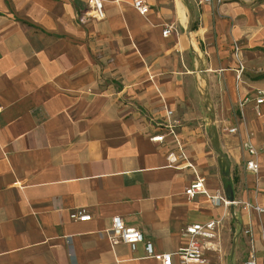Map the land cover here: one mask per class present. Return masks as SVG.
<instances>
[{"label": "crops", "instance_id": "0c3cea01", "mask_svg": "<svg viewBox=\"0 0 264 264\" xmlns=\"http://www.w3.org/2000/svg\"><path fill=\"white\" fill-rule=\"evenodd\" d=\"M144 1L81 21L91 0H0V264H160L109 242L115 215L173 264L183 228L210 220L204 264H241L250 235L264 264V212L243 205L264 206V151L254 173L241 145L246 130L264 143V105L234 116L264 86V0ZM170 120L175 135L152 140ZM196 177L207 193L188 197Z\"/></svg>", "mask_w": 264, "mask_h": 264}, {"label": "built area", "instance_id": "2783aa9c", "mask_svg": "<svg viewBox=\"0 0 264 264\" xmlns=\"http://www.w3.org/2000/svg\"><path fill=\"white\" fill-rule=\"evenodd\" d=\"M206 1H215L216 3H220L222 0ZM91 3L92 11L89 10L88 13L86 12L81 14L79 17L81 21H85L88 18L102 19L104 17L102 0H91ZM132 5L141 14H144L149 10V6L144 0H132ZM162 33L163 35L169 33V28L164 29ZM238 51L239 46L234 41L233 52L235 58L238 61L236 78H239V75L242 72L243 68L242 62L238 59ZM248 103H251L252 110L256 115H262L261 107L262 105H264V86L256 89L251 98L247 96L238 97L237 106L240 111L241 118H243L244 107ZM170 114L171 111H167V115L169 116ZM175 124V120H170V122H168V124L166 125L165 133L154 135L153 137H151V139L154 141H162L166 135L174 136ZM228 132L239 133L238 125L228 128ZM251 136L252 132L246 130L245 137L242 138L241 141L243 149L249 154V158L245 160V167L254 173H258L259 165L257 162V155L259 152L264 151V143H262L259 147L254 146L251 141ZM172 156L173 154L170 153L169 157ZM196 193H207L204 188L203 178L201 177H196L195 179H193L185 188V194L188 197H193ZM209 196L215 205L223 204L224 206H228L238 202L226 199L219 192H216L215 194ZM243 205L248 210L253 209L258 213L264 212V206L251 202H244ZM70 217L74 220H88L90 218V215H86L81 211L76 210L70 213ZM219 222L220 220H210L205 223H190L183 228L184 233L188 237V242L184 247H181L180 249H178V251L175 252L180 264H204L206 262L207 259L205 257V253L207 251L215 250V245L217 244V226ZM245 233L250 232L249 230H246ZM107 237L112 245L123 242L128 244L131 249H134L138 243H143L147 256L159 258L160 264H173L172 253H156L154 251L152 242L149 240H145L142 232L139 229L126 226L122 218L118 215L112 217V226L107 231ZM249 244L250 248L248 250L247 256L241 264H257L256 249L251 235Z\"/></svg>", "mask_w": 264, "mask_h": 264}, {"label": "rangeland", "instance_id": "374dc122", "mask_svg": "<svg viewBox=\"0 0 264 264\" xmlns=\"http://www.w3.org/2000/svg\"><path fill=\"white\" fill-rule=\"evenodd\" d=\"M234 116L236 117L235 119H238V123H239V121H240V123L242 122V118H241V116H240V111H239V109L237 110V112H235V115H234ZM235 125H238V124L234 123L233 126H235Z\"/></svg>", "mask_w": 264, "mask_h": 264}]
</instances>
